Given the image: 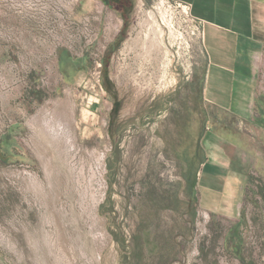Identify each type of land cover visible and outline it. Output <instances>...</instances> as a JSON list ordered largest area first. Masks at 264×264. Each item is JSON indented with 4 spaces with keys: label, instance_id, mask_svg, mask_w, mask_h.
I'll return each mask as SVG.
<instances>
[{
    "label": "rangeland",
    "instance_id": "obj_1",
    "mask_svg": "<svg viewBox=\"0 0 264 264\" xmlns=\"http://www.w3.org/2000/svg\"><path fill=\"white\" fill-rule=\"evenodd\" d=\"M123 2L0 0V264H264V62L240 123L191 13Z\"/></svg>",
    "mask_w": 264,
    "mask_h": 264
},
{
    "label": "crops",
    "instance_id": "obj_2",
    "mask_svg": "<svg viewBox=\"0 0 264 264\" xmlns=\"http://www.w3.org/2000/svg\"><path fill=\"white\" fill-rule=\"evenodd\" d=\"M178 1L189 5L193 18L203 25L204 102L220 114L247 122L252 104L260 101L257 69L264 58V0ZM226 137L227 132L216 135L211 128L206 129L201 142L207 152L204 166L232 161L227 143L235 147L237 143ZM233 137L241 139L245 154L250 146H256L255 139L243 132ZM247 158L244 155L241 159Z\"/></svg>",
    "mask_w": 264,
    "mask_h": 264
},
{
    "label": "built area",
    "instance_id": "obj_3",
    "mask_svg": "<svg viewBox=\"0 0 264 264\" xmlns=\"http://www.w3.org/2000/svg\"><path fill=\"white\" fill-rule=\"evenodd\" d=\"M178 1V0H177ZM179 2V5L180 6H184L189 12H190V7H189V5H187V4H184V3H182V2H180V1H178ZM191 13V12H190ZM197 21V20H196ZM197 23H198V25H199V31H200V33H201V36L203 35V25L202 24H200L198 21H197ZM264 62V58H261L260 59V64L261 63H263Z\"/></svg>",
    "mask_w": 264,
    "mask_h": 264
},
{
    "label": "flooded vegetation",
    "instance_id": "obj_4",
    "mask_svg": "<svg viewBox=\"0 0 264 264\" xmlns=\"http://www.w3.org/2000/svg\"><path fill=\"white\" fill-rule=\"evenodd\" d=\"M102 1H105V0H102ZM108 1H111L112 3H114L115 5H117L118 7H120L121 10H124L126 8L125 5H124L123 0H108ZM110 83L111 82L108 81V85ZM108 88H109V86H108Z\"/></svg>",
    "mask_w": 264,
    "mask_h": 264
},
{
    "label": "trees",
    "instance_id": "obj_5",
    "mask_svg": "<svg viewBox=\"0 0 264 264\" xmlns=\"http://www.w3.org/2000/svg\"><path fill=\"white\" fill-rule=\"evenodd\" d=\"M105 1H106V3H108V4H110V3H111V1H108V0H105ZM63 65H64V64H63ZM114 110H115V109H114ZM238 249H239V247H237V249H236V250H237V251H239Z\"/></svg>",
    "mask_w": 264,
    "mask_h": 264
},
{
    "label": "bare ground",
    "instance_id": "obj_6",
    "mask_svg": "<svg viewBox=\"0 0 264 264\" xmlns=\"http://www.w3.org/2000/svg\"><path fill=\"white\" fill-rule=\"evenodd\" d=\"M61 237H63V236H61ZM64 238V237H63ZM62 239L60 238V241H61ZM62 242H64V241H62ZM61 246H62V244H61Z\"/></svg>",
    "mask_w": 264,
    "mask_h": 264
}]
</instances>
